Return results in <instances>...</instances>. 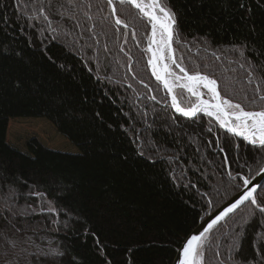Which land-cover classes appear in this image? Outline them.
<instances>
[{
    "label": "snow or ice",
    "instance_id": "6c2138e0",
    "mask_svg": "<svg viewBox=\"0 0 264 264\" xmlns=\"http://www.w3.org/2000/svg\"><path fill=\"white\" fill-rule=\"evenodd\" d=\"M37 42L41 58L53 45L62 50L63 62L48 58L55 77L33 64ZM65 57L86 71L93 100L102 87L105 97L132 90L134 98L121 102V109L129 104L127 145L85 144L78 158L89 161L95 148L92 163L105 178L90 181L85 168L66 183L62 178L52 199L38 178L29 182L0 156V260L145 264L136 255L143 247L166 253L151 264H264V0H0V103L10 89L61 109L68 121L82 118L72 105H87L88 89ZM147 71L157 87L141 76ZM68 81L84 93L79 101ZM95 117L103 121L99 111ZM133 172L191 217L186 231L149 234L144 242L122 238L109 253L93 229L80 232L77 225L87 221L71 203L91 184L116 206L115 185ZM123 227L125 237L143 230L141 223ZM81 235L82 244L94 237L95 260L75 246Z\"/></svg>",
    "mask_w": 264,
    "mask_h": 264
},
{
    "label": "trees",
    "instance_id": "16d2710c",
    "mask_svg": "<svg viewBox=\"0 0 264 264\" xmlns=\"http://www.w3.org/2000/svg\"><path fill=\"white\" fill-rule=\"evenodd\" d=\"M36 48L37 52L33 56V64L41 66L43 70L55 77V69L49 63L48 58L55 59L57 63L63 62L59 59L63 54L62 50L53 45L44 53V58H41L39 51L41 45L39 42H37ZM134 51L136 59L142 61L141 67H143L146 61L142 60L140 49H135ZM65 59H68L76 67L79 74L84 76L82 82L88 89V104L80 105L76 103L72 105V107L82 111V118L68 121L61 109L46 108L34 98L23 93H12L10 89L5 93L6 102L0 103V156L7 157L13 161L17 173L28 178L29 182L38 178L40 181L39 187L41 190H47L48 199L58 196L57 189L62 184V178L63 182L66 183L76 173L83 171L85 168H87V176L90 181L98 182L105 178L106 172L92 163V161L98 159L95 155V148L90 149V160L87 162L79 159V154L83 152V146L89 143L94 145L109 144L113 145L115 149H121L127 145V138L124 135L127 131V124L124 122L128 120V117L124 113L129 111V104L124 103L123 109H121V102L126 97L134 98L132 90L125 87H121L118 93L105 97L103 96V91L106 89L102 87L93 100V85L87 79L86 71L80 67L79 61L71 57H65ZM6 68L10 75L14 76L17 74L18 70L15 66L6 64ZM140 74L151 87H157V82L154 78H151L150 71L141 72ZM128 79L131 80V75H129ZM131 82L135 88L146 91L143 89V85L136 83V81ZM49 83H54V80ZM64 86L77 101L84 95L80 88L71 81H68ZM158 95L163 96V93L161 92ZM141 100L136 101L138 106ZM97 111L101 113L103 121L95 117V112ZM132 115L136 114L132 113ZM17 118H44L48 120L58 134L77 148V152L70 154L48 149L35 138L27 141L25 152L18 150L10 145L6 139L9 121ZM121 124H124V128L120 127ZM109 125L112 127L109 128ZM220 131L222 132L223 130ZM205 138L215 139V136L211 135ZM193 153L194 149H190L189 155L192 158H196ZM216 160L219 162V157H216ZM149 171L151 170L149 169ZM193 179L195 180V177ZM217 179L219 178L217 177ZM115 187L120 198L116 206H113L106 197L98 195L97 191L91 190V184L84 196L76 198L75 202L71 203V207L78 209L82 214L81 219L86 218L87 221L77 225L80 232L82 233L85 228L93 229L99 236L100 244L107 245L109 253H111L113 247L118 246L114 242L120 241L122 238L129 242L130 240L144 242L149 234L162 237L165 232L177 233L187 230L186 224L191 217V213L165 191H156L152 186L144 182L142 176H137L133 172L131 180L118 181ZM60 203L69 204V201L64 200L60 201ZM21 204H23V201H21ZM133 205L138 209L135 213L131 211ZM153 209L156 211L153 212ZM137 223H141L143 226L141 234H131L129 237L123 236V226L133 228ZM83 240L84 237L82 235L79 238L73 237L75 246L82 248L83 251L89 254L90 258L95 260L96 258L92 254L93 248L96 247L94 237L89 235L86 243L82 244ZM165 254L159 249H144L143 247L136 253L139 260L145 262V264H151L155 256H163ZM116 255H123V253H117ZM0 264H4V262L0 260ZM20 264H28V262L21 258Z\"/></svg>",
    "mask_w": 264,
    "mask_h": 264
},
{
    "label": "rangeland",
    "instance_id": "374dc122",
    "mask_svg": "<svg viewBox=\"0 0 264 264\" xmlns=\"http://www.w3.org/2000/svg\"><path fill=\"white\" fill-rule=\"evenodd\" d=\"M32 138L48 149L70 154L77 152V148L58 134L52 124L44 118H17L9 121L6 139L10 145L25 152V145Z\"/></svg>",
    "mask_w": 264,
    "mask_h": 264
}]
</instances>
